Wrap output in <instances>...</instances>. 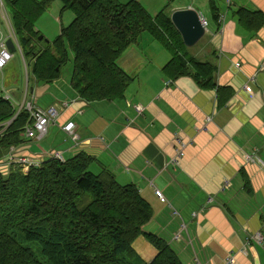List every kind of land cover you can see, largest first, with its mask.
<instances>
[{
  "label": "crops",
  "instance_id": "0c3cea01",
  "mask_svg": "<svg viewBox=\"0 0 264 264\" xmlns=\"http://www.w3.org/2000/svg\"><path fill=\"white\" fill-rule=\"evenodd\" d=\"M138 1L152 17L191 7L207 19L204 35L184 53L214 67L210 82L191 65L185 73L164 71L172 53L146 32L117 59L132 76L120 99L83 100L61 74L48 83L25 76L21 85L19 71L7 69L10 97L20 102L30 93L35 105L58 112L44 137L22 134L26 141L8 157L42 162L55 151L62 159L85 152L94 171L104 167L118 183L138 188L152 209L143 231L165 240L182 264H264L263 247L246 242L264 233V0ZM240 9L250 15L248 25ZM69 120L76 141L61 129ZM132 248L144 263L158 252L143 234Z\"/></svg>",
  "mask_w": 264,
  "mask_h": 264
},
{
  "label": "trees",
  "instance_id": "16d2710c",
  "mask_svg": "<svg viewBox=\"0 0 264 264\" xmlns=\"http://www.w3.org/2000/svg\"><path fill=\"white\" fill-rule=\"evenodd\" d=\"M60 2L73 17L55 40L32 51L21 46L36 81L58 78L71 56V83L81 98L120 99L132 76L117 65V59L145 32L172 53L164 71L185 73L191 65L202 81L212 79L214 67L186 57V46L169 13L152 17L137 0ZM8 5L19 43L29 44L38 36L33 19L39 3L9 0ZM237 14L248 25L250 15L243 9ZM13 112L0 92V123ZM28 117L21 111L5 129L0 125V160L23 141ZM94 162L93 156L81 151L65 161L45 160L27 173L19 168L6 174L0 170V264H182L165 240L143 231L152 209L138 188L118 183L104 167L94 171ZM141 234L158 251L147 263L132 248Z\"/></svg>",
  "mask_w": 264,
  "mask_h": 264
},
{
  "label": "rangeland",
  "instance_id": "374dc122",
  "mask_svg": "<svg viewBox=\"0 0 264 264\" xmlns=\"http://www.w3.org/2000/svg\"><path fill=\"white\" fill-rule=\"evenodd\" d=\"M35 1L37 3H39V9H38V14L33 19V22H34L35 26L37 27V29L40 30V32H39L36 29V27L34 26L35 32H38V36L34 37V40H36V41L31 40L29 42V44H27L28 42H25V43L20 42L19 43V41L14 36L12 37L13 42L15 44V47L16 46L17 47L22 46L23 49H28V51H32L39 44L41 46H43L42 43H44V46L51 44L55 40V38L60 34L62 26L65 27L71 21V19L73 17V13H72L71 9H63L60 0H35ZM7 6H9V5H7ZM0 7H3V3L1 2V0H0ZM68 17L69 18L71 17L70 21H68V19H67ZM1 27H2V30L4 32L7 31V29L6 28L4 29V27L2 25H1ZM26 44H27V47L25 46ZM31 64H32V62H30V66H31ZM72 65H73V62H72V58L70 56V59L66 62V64H64L61 67L60 74H61L63 80H65L66 78H70L69 82L71 84V88L76 92V90L72 87V83H71ZM24 67H25V65H24V63H22L19 54L15 52L12 59L9 61V63L5 66V68L2 71H0V87L1 88H7V86L4 83V78H6V73H7L8 68L11 70H16L17 72L19 71L21 85H23L24 81H25V71L23 69ZM27 72H28L29 80L30 81L34 80L35 75L34 76L32 75L31 67H30V72H29V69L27 67ZM12 78H13V76H12ZM55 79H57V78H55ZM55 79H53V80H55ZM53 80H51V81H53ZM51 81H49V82H51ZM42 82L48 83V82H44V81H42ZM21 85L19 86V88L21 87ZM21 90H22V88H21ZM76 94L79 98H81L77 92H76ZM81 99H83V98H81ZM68 104L69 103H66V105H68ZM17 107H18V105H17V103H15L14 108L17 109ZM57 116H58V113L56 114V117ZM55 120H56V118L51 123H54ZM47 132H48V127L44 131L40 132L39 140L42 137H44ZM70 138L73 141H76V139H77L74 137H70ZM37 146L42 148L40 142H38ZM42 151H44V150H42ZM53 158L60 159L61 161H65V159H62V156H61L59 151H55ZM39 258L43 259V257L41 255H39Z\"/></svg>",
  "mask_w": 264,
  "mask_h": 264
},
{
  "label": "built area",
  "instance_id": "2783aa9c",
  "mask_svg": "<svg viewBox=\"0 0 264 264\" xmlns=\"http://www.w3.org/2000/svg\"><path fill=\"white\" fill-rule=\"evenodd\" d=\"M201 24L203 26H206L207 24V20H205L204 18H201ZM0 67H2L8 60H9V53L7 52L6 48L4 47L3 43H0ZM245 90L248 93H252V89L250 85H246L245 86ZM21 108L27 110L29 112L30 118L32 120V124L28 125L25 129L26 134L28 136H34L35 133L37 135V137L40 136V132L44 131L50 122H52L56 116V110L53 107H47L45 109L43 108H39L36 106H33L31 104V102H26L25 104H22L20 106ZM136 108L139 110L140 107L136 106ZM62 130L65 131L66 133L72 135L73 134V128H74V123L72 121H68L66 122L62 127ZM183 155L182 150H178L177 156L173 157L171 160V163L176 164L178 161V159ZM249 158L252 157V155L248 156ZM253 159V157H252ZM155 194L160 198V199H164L161 191L159 190H155ZM174 238L178 239L179 238V234H176L174 236ZM248 239H252L256 242H258L259 244L262 245L263 249H264V233L260 232V231H256L254 232L251 237L249 236Z\"/></svg>",
  "mask_w": 264,
  "mask_h": 264
},
{
  "label": "water",
  "instance_id": "95a60500",
  "mask_svg": "<svg viewBox=\"0 0 264 264\" xmlns=\"http://www.w3.org/2000/svg\"><path fill=\"white\" fill-rule=\"evenodd\" d=\"M170 19L186 46L195 44L205 33L199 13L191 7L173 10ZM7 45L10 50H14L11 40H7Z\"/></svg>",
  "mask_w": 264,
  "mask_h": 264
},
{
  "label": "bare ground",
  "instance_id": "6f19581e",
  "mask_svg": "<svg viewBox=\"0 0 264 264\" xmlns=\"http://www.w3.org/2000/svg\"><path fill=\"white\" fill-rule=\"evenodd\" d=\"M47 259V258H46Z\"/></svg>",
  "mask_w": 264,
  "mask_h": 264
}]
</instances>
